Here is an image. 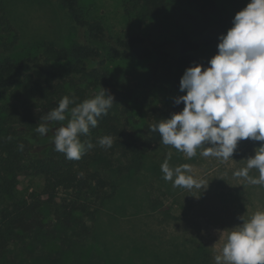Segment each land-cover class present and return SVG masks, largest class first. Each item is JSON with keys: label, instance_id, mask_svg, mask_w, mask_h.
<instances>
[{"label": "trees", "instance_id": "1", "mask_svg": "<svg viewBox=\"0 0 264 264\" xmlns=\"http://www.w3.org/2000/svg\"><path fill=\"white\" fill-rule=\"evenodd\" d=\"M58 1L81 31L72 44H46L43 54L35 58L12 56L9 52L14 43L0 50V192L11 197L7 205L0 207V264L8 262L13 244L20 247L24 259L31 260V264H102L92 256L86 257L85 248L94 233L99 208L112 196L106 193L111 184L106 172L114 169L115 161L119 175L140 170L144 155L162 141L158 132L150 130L151 126L182 111L184 103L176 104L175 100L186 95L151 107L139 133L125 125L119 112L124 98L131 94L129 83L115 77L106 60L152 57L155 76L166 82L189 67H209L210 60L218 54L220 36L233 27V21L222 14L216 0H130L144 17L183 7L192 12L183 11L175 22L178 34L174 39H116L102 20L83 15L79 0ZM0 25L4 31L13 30L1 13ZM157 30H163L161 21H157ZM14 39H18L17 34ZM42 58L50 66L44 67ZM52 61L60 65H51ZM18 83L27 87L36 101L12 91ZM102 88L114 97V103L106 116L98 118L96 128L79 137L84 145L79 160H69L57 152L54 141L36 145L43 136L36 131L39 125L44 124L49 129L46 134H51L61 124L41 118L56 108L64 96L75 101L69 105L72 108ZM103 136L112 138L110 148L97 143ZM89 143L94 147L88 148ZM29 173L43 176L44 188L19 197L16 191L20 176ZM200 260L194 264H213L208 252Z\"/></svg>", "mask_w": 264, "mask_h": 264}, {"label": "rangeland", "instance_id": "2", "mask_svg": "<svg viewBox=\"0 0 264 264\" xmlns=\"http://www.w3.org/2000/svg\"><path fill=\"white\" fill-rule=\"evenodd\" d=\"M216 2L222 14L233 21L250 0ZM79 6L86 18L102 20L116 39L131 36L174 39L178 34L175 22L183 11L192 12L191 8L183 7L167 10L159 16L144 17L130 0H79ZM0 13L13 26V30L7 32L0 25V50L14 43L9 53L17 59L39 57L45 50L44 45L68 46L81 35L70 13L58 0H0ZM157 21L162 22V32L157 30ZM154 62L152 57L140 59L136 56L106 60L109 71L129 83L131 94L124 98L119 112L125 125L139 133L151 107L186 93L180 91L182 71L160 82L154 74ZM41 63L44 67L50 66L44 58ZM52 64L60 65V62L52 61ZM12 91L36 101L21 83ZM36 111L39 113L40 108ZM68 118L70 115L66 113V120L54 125L51 134L39 137L36 145L54 141L55 129L66 125ZM262 145L264 141L240 140L233 156L225 161L201 156L202 149L189 159L174 147L160 142L144 155L140 170L122 175L116 172L115 161L114 169L106 172L111 181L106 193L112 196L96 214L95 230L88 239L85 256H92L102 264H194L208 252L215 264L214 258L222 253L229 232L243 223L241 217L248 219L256 211H264V186L234 175L246 167V160L254 157ZM165 160L172 169L190 165V175L204 187H173L172 182L163 179L161 164ZM249 175L258 177L259 173L251 169ZM44 185L45 178L41 175H21L16 195L28 197L41 192ZM10 200V196L0 192V207ZM10 250L13 252L4 264H31V260L24 259L18 245L13 244Z\"/></svg>", "mask_w": 264, "mask_h": 264}, {"label": "clouds", "instance_id": "3", "mask_svg": "<svg viewBox=\"0 0 264 264\" xmlns=\"http://www.w3.org/2000/svg\"><path fill=\"white\" fill-rule=\"evenodd\" d=\"M220 41L218 54L210 60L209 67L196 65L184 72L180 91H186V95L175 100L176 104L184 103L183 110L150 129L160 134L164 145L174 147L189 159L202 149L201 156L226 161L240 140L264 141V0H250L235 15L233 27L220 36ZM102 89L72 108L69 105L75 101L64 96L56 108L41 118L63 122L66 113L70 115L67 124L56 128L54 135L55 150L69 160L81 158L84 145L79 137L96 128L98 118L106 116L114 103V97ZM36 131L44 135L49 129L41 124ZM97 143L110 148L112 138L103 136ZM87 147L94 145L89 143ZM246 161V167L234 175L264 186V145ZM251 169L258 171V177L249 175ZM191 171L188 164L175 169L167 160L161 164L163 179L172 182L173 187H204L190 175ZM241 219L243 223L229 232L222 253L215 256V264H264V211Z\"/></svg>", "mask_w": 264, "mask_h": 264}]
</instances>
